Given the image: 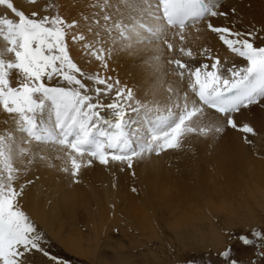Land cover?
<instances>
[{
  "label": "snow or ice",
  "instance_id": "1",
  "mask_svg": "<svg viewBox=\"0 0 264 264\" xmlns=\"http://www.w3.org/2000/svg\"><path fill=\"white\" fill-rule=\"evenodd\" d=\"M117 2L122 3L128 15L125 19L120 8H116L120 19L113 20L109 13L103 16V31L112 46L119 44L122 49H133L144 44L154 45L170 29H178L183 40L187 26H195L209 18L207 29L215 33L231 53L245 60L246 65L223 69L221 60L205 48L201 55L211 59V64L190 68L181 59L168 61L181 79L187 72L188 87L197 100L189 102L185 93L182 104L176 102L164 109L157 108L153 113V108L146 105L138 103V107H132L129 103L133 97L132 90L120 88L111 103L103 105L98 100L94 103L90 89L82 79L85 73L73 61L66 42L67 31L77 22L68 23L60 15L39 17L36 12L29 16L18 10L11 0H0V5H6L16 17L15 20L0 18V37L7 42V53L14 56L9 60L0 57V107L8 114H15L18 131L31 141L54 143L66 148L73 178L78 176L84 157H87L88 166L95 161L104 166L121 164L131 169L134 160L145 154L159 155L179 149L189 134L207 137L213 132L222 133L224 128L221 126H194L193 117H203L205 107L215 110L227 127L242 133L245 142L251 144L248 137L256 135L254 127L249 123L238 124L235 114L253 105L264 106V46H255L257 34L214 26L210 18L226 16L227 13L220 11L219 4L213 0H155L150 6L154 10H147L153 21L151 25L142 20L146 12L143 5L147 0ZM95 23L100 22L97 20ZM77 39L83 41L85 37L73 36V41ZM105 42L97 32L95 41L83 44L85 54L102 67L107 66V59L115 50L112 46L106 49L103 46ZM163 43L168 52L174 51L172 43L167 40ZM154 51L153 67L159 72L162 52L158 44ZM179 51L183 56L193 57L190 49L181 47ZM13 70L18 76L15 87L10 78ZM45 78L49 81L58 78L66 86H49ZM88 79L97 85L94 89L97 97L115 87L108 82L109 78L99 74ZM99 85H104V88ZM168 92L172 94L173 89L170 87ZM103 108L110 110V118L101 115ZM139 108L146 109L143 117L146 131L134 140L127 131V117L129 110L135 112ZM46 109L52 112L54 122L45 124L41 120L38 123V115ZM15 144L11 132L0 135V264H28L27 258L33 251L48 255L41 244L42 235L18 205L23 188L18 190L13 184L17 172L13 166ZM19 152L24 154L27 149L19 147ZM63 171L68 172L69 168L65 167ZM228 235L231 241L242 246L264 247V232L259 230L253 229L250 234ZM233 251L229 243L219 253L223 258L222 264H240ZM260 255L264 257V252ZM52 259L56 260L55 257Z\"/></svg>",
  "mask_w": 264,
  "mask_h": 264
},
{
  "label": "bare ground",
  "instance_id": "2",
  "mask_svg": "<svg viewBox=\"0 0 264 264\" xmlns=\"http://www.w3.org/2000/svg\"><path fill=\"white\" fill-rule=\"evenodd\" d=\"M213 2L219 4L220 11L227 13L226 16L210 18L214 26L230 27L233 31L254 32V34H257V38L264 36V31L263 33H259L264 30V0H213ZM154 3L155 0H147L143 5L146 12L142 20L149 25L153 21L148 16L147 10H154L150 8ZM105 4H108L109 7L105 8ZM63 5L62 9L65 21L68 23L72 21L77 22L74 28L67 31L69 54L85 73L82 79L90 89L89 94L93 97L94 103L97 100L103 105L111 103L115 98L116 90L125 85V89L129 88L133 91L134 101L136 99L137 101L135 102L152 107L153 113H155L157 108L164 109L166 106L176 102L182 104L185 93L188 94L189 102L196 100L194 93L188 87L189 76L187 72H185L184 78L181 79L175 72L177 71L175 67L169 64L168 61L181 59L190 68H195L205 63L211 64V59L201 55L202 50L205 48L210 49L212 55L221 60V67L223 69L232 67L233 65L237 67L246 65L245 60L231 53L218 39V36L207 29L206 23L209 18H205V20L195 26H187L184 30L183 40L180 39L178 29H170L164 33L162 40L157 42L162 52V67L157 72L153 67V57L156 55L154 49L157 47V44H144L138 48L122 49L119 44L112 46L107 34L104 33L102 26L104 24L103 16L106 13L112 14L113 20L120 19L121 16L115 12L116 8H120L121 14L125 19L127 18L128 13L123 8L122 3H118L117 0H63ZM97 20H99V24L95 23ZM97 32L106 41L103 45L106 49L110 46L115 48L107 59L106 67H102L94 58L85 54L83 49L84 43L95 41ZM79 35H83L85 40L81 41L77 39L73 41V36ZM256 39L255 42H257ZM163 40H167L173 44V52L167 51ZM256 46H264V43H259ZM181 47H184L186 50L190 49L193 57L183 56L179 51ZM95 74H99L103 78H109L108 82L115 85L114 89L107 94H101L97 97L94 91L97 85L88 79L89 76H94ZM117 81L119 82L116 86ZM50 86H56V84L54 83ZM99 87L103 89L104 85H99ZM170 87L173 89L172 94L168 92ZM170 96L171 98L169 99ZM130 102L132 103V100ZM138 103H133L132 106L138 107ZM260 108L261 105L253 107V109H250L251 111L253 110L250 114L249 110H246L248 114L243 111L235 114L237 123L256 124L257 126H254V128L259 130V132H264V121L262 120L264 116L261 115L264 111ZM100 111L101 115L105 118L111 117L110 110L103 108ZM145 111V108H139L132 113L129 111L127 131L134 140L136 137L145 134L144 120L140 116L142 113L144 115ZM204 112L208 117H193L194 126H218V121L220 122L222 117L206 107ZM16 119L15 114H8L4 110H0V135H7V133L11 132L16 141L14 145L16 147V155L13 159V166L17 169V172L15 173L16 179L13 181V184L17 189L19 187L23 188L22 195L18 198V203L20 201L23 202L26 206L23 205L25 210L28 208L33 212L36 210L45 212L44 202L41 203V191L45 187L48 189V192L49 190L52 191L54 196L56 194V198L52 199L53 204H51V208L56 212H54L56 220L62 213L69 220L75 221L76 213L79 210L86 211V205L91 203V200H95L94 202L100 209V219L103 221L102 218L107 214L105 212L108 211H105L107 208L103 204L105 190L96 188L86 182L87 175L91 174L92 176L94 174L96 180L104 183L105 181L103 180H105L106 175L102 171V166H99V163L95 161L91 166H88L86 164L87 157H84L79 172L84 176L81 178L80 175L79 179L78 176L73 178L71 176V169L68 167V150L54 143L31 141L26 134L18 131L17 124L15 123ZM37 120L38 123L43 120L45 124H48L50 121L54 122V116L50 110L46 109L44 113L38 115ZM222 133L225 135L224 133L227 132L224 130ZM229 134H226L227 136L221 134L219 137H216L211 133L206 138H200L197 134H189L179 149L162 152L159 155L145 154L143 157L135 159L134 162L141 167L142 176L150 198L148 200L149 205L152 207L164 206L165 202L159 200V196L168 194L175 195L176 203L183 205L180 211L185 210L184 205L186 204H188L187 208H189L187 210L191 211L192 208H195L196 204L205 205L208 203L209 206H212L215 200L223 202V199H228L229 196L232 197L234 192L242 191L240 189H244L243 192H248V186L250 185H248L249 182H246L247 179H251V167L252 163H254L251 158L252 154L250 151L248 152V149L243 144L241 145L238 142L237 138L232 137L233 133V135ZM252 139L253 147H260L262 143L260 136L254 135ZM19 147L27 149V152L21 154ZM192 150L195 155L190 156L192 153H189ZM188 163H191L189 168L185 167ZM111 165L119 166L121 164ZM92 166H96L94 171L90 170ZM201 166H207L210 169L205 170L207 173L205 177H203L202 172L200 173ZM65 167L69 168L68 172L63 171ZM184 168L188 169L185 176L182 177L178 170L184 171ZM242 177H244L243 181ZM81 179L82 181H80ZM262 179H264L263 176ZM75 180H78L79 183L74 184ZM256 183L257 181L252 179L253 190L249 189L250 197L253 198L256 197L254 194ZM260 183L262 184V181ZM113 194L116 198L128 200L130 203L129 209L133 215L143 213L142 202L131 194H128L127 190H113ZM143 203L146 204L144 201ZM242 203H237L236 206L232 205L233 209L231 212L233 214L236 213V215L240 213V216H242ZM254 206L256 205L254 204ZM32 216L34 217L35 214ZM240 216L237 215V217ZM203 217L206 216L199 215L195 220L200 221ZM232 218H235V216ZM208 225H210V222Z\"/></svg>",
  "mask_w": 264,
  "mask_h": 264
},
{
  "label": "rangeland",
  "instance_id": "3",
  "mask_svg": "<svg viewBox=\"0 0 264 264\" xmlns=\"http://www.w3.org/2000/svg\"><path fill=\"white\" fill-rule=\"evenodd\" d=\"M11 2L18 10L24 11L29 16L32 12H36L39 17L60 15L64 18L63 0H11ZM0 18L16 19L6 5H0ZM263 31L259 33H263ZM263 39L264 36H259L256 39L255 46L259 43L263 44ZM7 47V42L0 37V57L5 60L14 59L12 54L7 53ZM175 72L177 73V71ZM10 78L12 86L15 87L18 80L15 70L11 72ZM45 83L49 86L54 83L56 86H66L58 78H53L51 81L45 78ZM134 98L133 95L132 103L129 102L131 106L133 103H138L135 102L136 99L134 101ZM256 106L258 105H253V107ZM132 107L136 108L135 106ZM253 107L251 106V108L242 111L247 113L249 110L250 114L253 111L250 109H253ZM263 107L260 108L262 111H264ZM0 110L3 111V109ZM129 111L132 113L131 110ZM144 115L143 113L140 115L142 119ZM261 115L264 116V113ZM204 117L207 118L208 115L205 114ZM262 120L264 121L263 117ZM218 123V126L225 127L224 130L227 133L223 135V133L215 134L213 132L212 134L219 137L221 134L227 136L228 133H233L232 137L237 138L238 142L241 145L243 144L248 152L250 151L252 154L251 158L254 163H252L251 175L249 174L251 179H247L246 183L249 182L248 185L250 186H247L253 190L252 179L257 181L254 192L256 197H250L249 189L248 192H243L244 189H240L242 191L234 192L232 197L229 196L228 199H223V202L215 200L212 206H209L208 203L205 205L196 204L191 211L187 210L189 208L186 204L184 205L185 210L180 211L183 205L176 203L175 195L167 194L159 196V200L165 202L164 206L152 207L149 205L148 200L150 198L141 167L136 162H133L131 169H128L125 165L104 166L98 164L102 166V171L105 172V180L102 179L105 182L102 183L96 180L94 174L92 176L91 174L87 175L86 182L96 188L105 190L103 204L107 208L105 211H108L105 212L107 214L104 213L103 221L100 219V209L94 202L95 200H91L92 202L86 205V211L79 210L76 213L75 221L69 220L62 213L56 220L55 210L51 208L52 199L56 198V194L54 196V193L50 190L48 192L45 187L41 191V203L44 202L45 212L36 210L34 213L28 208L25 210L23 202L18 203L21 210L24 211L42 235L41 244L48 253L45 256L42 252L33 251L27 258L28 264H222L223 258L219 253L229 243L232 244L233 255L240 261V264H264V257L260 255L261 252H264V247L257 249L252 246H242L238 242L231 241L228 235L229 233L234 235L250 234L253 229L264 232V179H262V176L264 178V132H259L254 128L256 135L260 136L262 140L260 147L255 148L253 147L251 135L248 137L251 144H248L242 138V133L224 124L223 118ZM250 125L252 127L257 126L256 124ZM189 154H191L190 156L195 155L193 150ZM68 165L70 167L69 163ZM190 166L191 163H188L185 167L189 168ZM202 167L200 173L202 172L203 177H205L207 176L205 170L210 169L207 166ZM95 168L96 166H92L90 170L94 171ZM188 168H184L186 171L178 170L182 177L185 176ZM78 174V179L80 175L81 178L84 176L81 173ZM243 179L244 177H242V181ZM78 183V180H75L74 184ZM117 189L127 190L128 194L141 201L143 213L133 215L129 209L130 203L128 200L125 198L121 200V198L114 196L113 190ZM240 202H243V215L240 216V213H238L237 215L240 217H237L236 213L233 214L231 210L233 209L232 205L236 206ZM199 215L206 217L196 221L195 218ZM232 215L235 218H232ZM209 222L210 225H208ZM52 257H55L56 260H53Z\"/></svg>",
  "mask_w": 264,
  "mask_h": 264
}]
</instances>
